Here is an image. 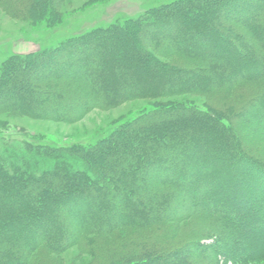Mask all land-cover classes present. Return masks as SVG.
I'll return each instance as SVG.
<instances>
[{
    "label": "trees",
    "instance_id": "16d2710c",
    "mask_svg": "<svg viewBox=\"0 0 264 264\" xmlns=\"http://www.w3.org/2000/svg\"><path fill=\"white\" fill-rule=\"evenodd\" d=\"M57 1L7 0L5 8L48 19L59 16ZM25 65L30 78L21 71ZM1 68L19 72H11L8 85L39 98L36 103L17 93L22 109L61 121L132 99L153 102L104 137L73 142L67 151L28 142L27 159L0 155V264H48L31 255L72 246L104 255L106 264H264V159L233 127L248 105L236 106L243 109L237 114L160 100L264 83V0H173L11 56ZM4 92L0 87V98ZM261 93L249 99L260 105L256 115L264 107V87ZM170 110L172 116L160 114ZM259 121L253 120L259 124L254 129L264 133ZM65 153L80 159L83 169L69 165ZM47 158H55L52 169L29 174L30 161ZM48 220L57 225L48 228ZM180 223L194 240L183 246L170 240ZM161 224L166 228L157 232ZM152 227L155 233L144 232ZM126 228L130 242L114 248L99 238ZM243 242L249 248L239 251ZM190 247L198 255H185Z\"/></svg>",
    "mask_w": 264,
    "mask_h": 264
},
{
    "label": "rangeland",
    "instance_id": "374dc122",
    "mask_svg": "<svg viewBox=\"0 0 264 264\" xmlns=\"http://www.w3.org/2000/svg\"><path fill=\"white\" fill-rule=\"evenodd\" d=\"M6 1L7 0H0V78L3 82V84L0 83V87L5 90V94L0 98V126L2 128L4 127V130L2 132L0 131V155L7 154V156H10L13 161V158H15V162L19 158L27 159L31 156L29 155L28 147H26L28 142L34 144L43 143L52 146V148H62L64 151H67L65 149L73 142H92L97 138L104 137V135L108 133L110 126L118 122L122 123L133 119L136 113L143 111L145 106L153 102L150 99H132L105 110L101 108H93L81 118L74 119L73 122L61 121L57 117L54 119L53 117L44 116L46 115L45 113H38L36 112L38 110L35 109L34 111L31 110V108L22 109L21 104L19 105L17 103L21 102V100H18L19 95H17V93H22L23 95L28 96V98L33 99V102L36 103L39 98L35 97L36 95L32 92L21 90L18 85H8L11 72L15 74H19V72H10L1 67L11 56L24 55L43 50L46 47L58 45L84 31L104 28L122 21L123 18L138 17L149 8L160 4L170 3L173 0H59L55 4L54 13L58 14L60 17H55V15H53L48 19H35L34 17L29 19L17 14V12H11L5 8ZM96 49L100 54L99 49ZM99 54H96L97 61H100V58L98 57ZM159 59L167 63L176 62L174 60L175 58L169 56H159ZM236 59L240 60V57L237 55ZM102 63H104V61H102ZM21 71L22 73L25 72V78L32 77L30 66L25 65ZM189 80L191 85H195V83H193V77H190L188 81ZM262 87H264L263 82H247L229 89L224 93L207 95L199 93L167 95L160 100L165 102L170 100L177 103L180 102L186 104L188 109L193 107L200 109L206 108L214 111L219 110L220 112L231 111V113H234L236 110L237 114L240 111H243V109L237 107L241 106L244 108L247 104L246 111L241 115H236L237 117H241V121L233 123V127L238 133L245 135L243 136V139L244 141L246 140L248 145L252 143L254 146L258 147L255 152L258 154V157L261 156L264 159V133L254 129L259 127V124L253 122V120L257 121V119H259L260 124L264 125V107L262 105V109H260L258 115H256L253 114L252 111L254 108L257 109V107H260V105L257 103H249V99L253 98L255 95L262 94ZM256 91L259 92L255 93ZM14 100L17 101L15 102ZM46 104L50 103L47 102ZM4 105H9L11 108H6ZM16 105L24 110V113L18 111L15 112V110L13 111V109L16 108ZM23 105L24 104H22V106ZM50 105L52 106V104ZM52 107L49 108L47 113L52 112ZM34 112L38 114L35 115L36 113ZM162 113L160 114H165L164 116L173 115L172 110ZM225 122L227 124L229 123V120L226 119ZM204 123H206V121H204ZM217 128V131H219L220 134L223 133L222 129L219 127ZM212 135L213 137H217L218 133L214 132ZM239 136L241 137L242 135L239 134ZM258 149H260V152H258ZM68 154L69 153H65L63 159L69 165L71 164L75 168L83 169L82 161L77 157ZM54 159L55 158H47L38 163L30 161L31 164L29 168L31 169V172H29V174L38 176L40 171H43L44 169H52L55 162ZM22 161L25 162L24 159H22ZM148 177L150 176L147 175V178ZM221 210L223 209L221 208ZM180 224L181 226L176 230L177 233L173 232L174 234H172L170 240L174 243L178 242L177 244L179 246H183V244L187 243L189 239V241H191L193 238L191 239L190 236H187L185 229L187 226H185L184 223ZM56 225V222L48 220L46 226L48 228L53 226L54 228ZM158 227L161 229H157V232H162V228L165 226L161 224ZM154 228L155 227L145 229L144 232L146 234L155 233L156 230H154ZM116 233L121 236H118ZM130 235H132L131 229L126 228L117 230L114 234H110L109 236L99 238L103 240L106 247L114 248L117 244L123 241L130 242ZM236 239L239 240L241 238L239 236L236 237ZM205 240L207 239H203L202 241ZM249 245L248 242H243L241 243V248L238 250H245L249 248ZM183 252H185V255L187 256H189L188 253L190 252L192 256H196L199 251L190 247ZM31 257L32 259L42 258L41 260L48 264L107 263L104 255L100 257L99 254L90 255L83 253L75 246L60 252L43 253V251L36 250ZM136 260L141 259L138 258Z\"/></svg>",
    "mask_w": 264,
    "mask_h": 264
}]
</instances>
